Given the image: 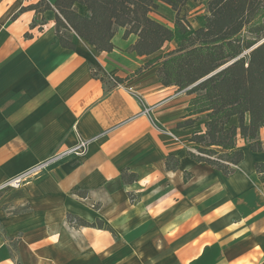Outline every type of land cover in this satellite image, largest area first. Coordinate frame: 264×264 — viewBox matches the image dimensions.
I'll list each match as a JSON object with an SVG mask.
<instances>
[{
    "label": "crops",
    "instance_id": "obj_1",
    "mask_svg": "<svg viewBox=\"0 0 264 264\" xmlns=\"http://www.w3.org/2000/svg\"><path fill=\"white\" fill-rule=\"evenodd\" d=\"M37 1L0 0V185L79 139L87 145L0 190V264H264V170L255 168L264 150L238 138L243 159L228 175L194 161L188 139L202 123L176 125L189 95L161 85L157 66L129 78L176 38L148 56L122 28L109 52L75 34V49L63 48L54 10L18 12ZM196 2L206 0L185 4ZM149 15L173 28L169 4ZM170 154L175 169L165 167ZM123 170L136 180L123 182ZM68 214L102 224H69Z\"/></svg>",
    "mask_w": 264,
    "mask_h": 264
},
{
    "label": "trees",
    "instance_id": "obj_2",
    "mask_svg": "<svg viewBox=\"0 0 264 264\" xmlns=\"http://www.w3.org/2000/svg\"><path fill=\"white\" fill-rule=\"evenodd\" d=\"M159 1L176 11L173 28L150 17ZM185 1L55 0L50 4L38 0L22 6L18 12L54 10L56 39L63 48L72 50L75 34L95 50L109 52L114 47L113 36L122 28L123 38L137 36L130 49L137 55L148 56L165 42L186 34L178 39L176 48L149 59L129 78L157 66L161 85L175 86L189 95L187 113L176 125L196 128L201 122L202 127L192 131L187 154L194 161L205 162L228 175L243 159V151L236 145L238 138L252 151L264 150V141L258 138L260 128L264 127V0H206L204 23L195 29L179 17V6ZM78 4L85 7V14L78 11ZM34 26L32 22L31 27ZM177 166L178 159L168 155L165 167ZM255 168L262 172L264 163H256ZM121 179L132 182L136 174L123 170ZM66 218L69 224L77 226L102 224L89 223L71 214Z\"/></svg>",
    "mask_w": 264,
    "mask_h": 264
},
{
    "label": "built area",
    "instance_id": "obj_3",
    "mask_svg": "<svg viewBox=\"0 0 264 264\" xmlns=\"http://www.w3.org/2000/svg\"><path fill=\"white\" fill-rule=\"evenodd\" d=\"M114 82L116 83V80L114 78ZM118 83V82H117ZM144 114H149L150 112V108H144L143 111H142ZM86 145H87V141L84 140V139H79L78 140V143L73 146L72 148L70 149H67V150H64L62 152H59L57 154H55L54 156L48 158L45 162L39 164L38 166H35L34 168H32L31 170H28L14 178H11L9 180H6L5 182H3V184H1V187H17L20 185V182L23 180V178L25 176H28V175H32L38 171H40L42 168H44L45 166H47L50 162L56 160L57 158H59L60 156L64 155V154H68V153H74V154H80V153H83L85 148H86Z\"/></svg>",
    "mask_w": 264,
    "mask_h": 264
},
{
    "label": "rangeland",
    "instance_id": "obj_4",
    "mask_svg": "<svg viewBox=\"0 0 264 264\" xmlns=\"http://www.w3.org/2000/svg\"><path fill=\"white\" fill-rule=\"evenodd\" d=\"M205 7H206V3H204V2H198V3L196 2L192 6H187L184 3V4L179 6V12H178L179 13V17H181L184 21L188 22V24H190L191 28L194 29V27H197V25L201 23V17L203 15V13L205 12ZM167 24L168 23L166 22V25ZM185 35L186 34L178 35L177 38H176L177 42H178V39L183 38ZM158 54L155 53L154 56L158 55ZM160 54H162V53H160ZM37 173H39V171L34 173V174H32V175L25 176L23 178V180L20 182V184L23 183L30 176L36 175ZM6 188H9V186L1 187V185H0V190L6 189Z\"/></svg>",
    "mask_w": 264,
    "mask_h": 264
},
{
    "label": "water",
    "instance_id": "obj_5",
    "mask_svg": "<svg viewBox=\"0 0 264 264\" xmlns=\"http://www.w3.org/2000/svg\"><path fill=\"white\" fill-rule=\"evenodd\" d=\"M263 40H264V38H263L261 41H263ZM261 41H260V42H261ZM258 43H259V42H258ZM229 63H230V62H228L227 64H229ZM227 64L221 66L220 68H218V70L221 69V68H223V67L226 66Z\"/></svg>",
    "mask_w": 264,
    "mask_h": 264
}]
</instances>
